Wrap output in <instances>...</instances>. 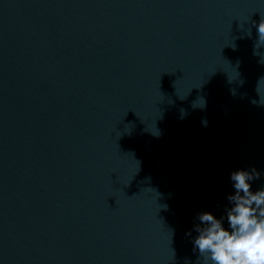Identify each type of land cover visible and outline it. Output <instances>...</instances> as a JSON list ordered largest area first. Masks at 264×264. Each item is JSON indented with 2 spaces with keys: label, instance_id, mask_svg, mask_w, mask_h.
I'll use <instances>...</instances> for the list:
<instances>
[{
  "label": "water",
  "instance_id": "water-1",
  "mask_svg": "<svg viewBox=\"0 0 264 264\" xmlns=\"http://www.w3.org/2000/svg\"><path fill=\"white\" fill-rule=\"evenodd\" d=\"M261 17L264 0H0V264H203L198 214L229 227L233 171L264 188Z\"/></svg>",
  "mask_w": 264,
  "mask_h": 264
},
{
  "label": "clouds",
  "instance_id": "clouds-1",
  "mask_svg": "<svg viewBox=\"0 0 264 264\" xmlns=\"http://www.w3.org/2000/svg\"><path fill=\"white\" fill-rule=\"evenodd\" d=\"M252 23L258 34L253 55H258L256 50L264 45V17L258 24ZM260 63H264V59ZM261 80L256 89L259 97ZM252 103L264 106L261 97ZM259 178L260 173L255 168L231 173L235 191L227 197L231 204L226 209L227 229L223 226L224 217L218 219L210 212L198 214L200 223L195 226L198 235L194 239V249L199 250L203 264H264V188L253 191L249 183Z\"/></svg>",
  "mask_w": 264,
  "mask_h": 264
}]
</instances>
